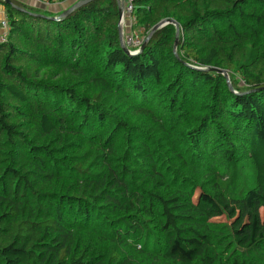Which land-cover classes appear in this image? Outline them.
Here are the masks:
<instances>
[{
	"label": "trees",
	"instance_id": "obj_1",
	"mask_svg": "<svg viewBox=\"0 0 264 264\" xmlns=\"http://www.w3.org/2000/svg\"><path fill=\"white\" fill-rule=\"evenodd\" d=\"M11 1L0 264H264V0Z\"/></svg>",
	"mask_w": 264,
	"mask_h": 264
},
{
	"label": "rangeland",
	"instance_id": "obj_2",
	"mask_svg": "<svg viewBox=\"0 0 264 264\" xmlns=\"http://www.w3.org/2000/svg\"><path fill=\"white\" fill-rule=\"evenodd\" d=\"M66 1L70 6L72 0H66ZM77 1H79V0H75V2H77ZM19 2H21L24 5L26 4L27 6H31V7H35L37 5H38V7L42 6L38 3H35L36 5H34L33 3H26V2H22V1H19ZM119 2H121L122 10H123L122 31H121L123 42L132 52L139 51L141 48L140 45L144 41V39H143V37L145 36L144 31L142 29H139L138 27H136L134 24V19L132 18V15H131L130 2L128 0H119ZM44 10H45V7H43L42 11H44ZM195 197H197V195ZM262 215H264V209H262Z\"/></svg>",
	"mask_w": 264,
	"mask_h": 264
},
{
	"label": "water",
	"instance_id": "obj_3",
	"mask_svg": "<svg viewBox=\"0 0 264 264\" xmlns=\"http://www.w3.org/2000/svg\"><path fill=\"white\" fill-rule=\"evenodd\" d=\"M5 2H10L12 3L11 0H4ZM91 0H79L77 2H75L73 5L69 6L68 9H65L62 13H60L59 15H56V16H52L51 18L53 19H62L64 17H66L67 15L71 14L74 10H76L77 8H79L80 6H82L83 4L89 2ZM118 3L119 4V12H120V17H121V20L119 22V31H120V35H121V43H122V47L123 49L129 53V54H138L140 53L143 48L146 46L149 38L151 37V35L155 32V30L159 29L160 27L166 25L167 23H173L175 26H176V40H175V45H174V49H175V52H176V48H177V45H178V42H179V33H180V28L178 26V24L173 21V20H163L161 21L160 23H158L157 25H155V27L152 29V31L150 32V34L148 35V37L145 39L144 43L142 44L141 48L139 51H135V52H132L126 45L125 43L123 42V38H122V15H123V10H122V5H121V2H119L118 0ZM38 15H41V14H38ZM42 16V15H41ZM211 70H214L216 72H219V73H222L228 80V82L231 84L230 82V79H229V73L227 70H222L220 68H211Z\"/></svg>",
	"mask_w": 264,
	"mask_h": 264
},
{
	"label": "built area",
	"instance_id": "obj_4",
	"mask_svg": "<svg viewBox=\"0 0 264 264\" xmlns=\"http://www.w3.org/2000/svg\"><path fill=\"white\" fill-rule=\"evenodd\" d=\"M4 1V0H3ZM26 3H38L45 6V8L50 7L52 4L58 3L62 0H19ZM0 14L2 15L0 21V42H5L7 40L8 31H9V23L6 18V12L4 6L0 3Z\"/></svg>",
	"mask_w": 264,
	"mask_h": 264
},
{
	"label": "crops",
	"instance_id": "obj_5",
	"mask_svg": "<svg viewBox=\"0 0 264 264\" xmlns=\"http://www.w3.org/2000/svg\"><path fill=\"white\" fill-rule=\"evenodd\" d=\"M74 1L75 0H72L71 3H73ZM34 5H36V4H34ZM42 6L45 7L44 5H42ZM42 6L38 7V5H37L35 7L39 8V10L42 11V9H43ZM68 7H69V4L67 3V1L66 0H62V1L58 2V3L52 4L50 7L45 8L44 11L48 12V13H51V14L56 16V15L62 13L63 10L68 9ZM44 11H42V12H44ZM1 18H2V15L0 14V21H1Z\"/></svg>",
	"mask_w": 264,
	"mask_h": 264
},
{
	"label": "bare ground",
	"instance_id": "obj_6",
	"mask_svg": "<svg viewBox=\"0 0 264 264\" xmlns=\"http://www.w3.org/2000/svg\"><path fill=\"white\" fill-rule=\"evenodd\" d=\"M121 24H122V22H121Z\"/></svg>",
	"mask_w": 264,
	"mask_h": 264
}]
</instances>
